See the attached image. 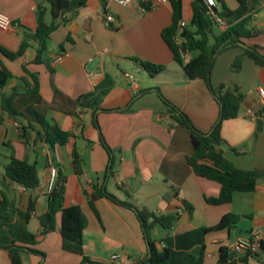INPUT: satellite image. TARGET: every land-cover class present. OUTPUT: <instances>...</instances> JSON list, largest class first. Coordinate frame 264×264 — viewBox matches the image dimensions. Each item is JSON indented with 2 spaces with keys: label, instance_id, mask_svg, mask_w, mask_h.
<instances>
[{
  "label": "crops",
  "instance_id": "obj_1",
  "mask_svg": "<svg viewBox=\"0 0 264 264\" xmlns=\"http://www.w3.org/2000/svg\"><path fill=\"white\" fill-rule=\"evenodd\" d=\"M233 1V6H228L232 10L238 7L237 1ZM41 3L46 21L50 10L44 6V0H0V13L13 22L10 30L0 29V46L16 52L26 35L36 32ZM168 3L150 11H144L139 2L127 8L116 4L107 6L104 0L79 4L74 13L64 16L67 23L51 34L44 63L28 66L29 71L39 74L40 96L48 104H52L56 91L77 99L93 92L106 75L112 77L114 85L103 100V111L97 116L107 144L120 154L117 162L114 152L115 166L108 177L111 157L101 144L93 111H83L77 117L48 110L50 121L64 131L80 135L77 145L84 158L83 174H76L70 151L61 146L52 148L41 141L38 130H27L29 161L38 167L40 185L28 191L9 180L5 166L10 162L11 151L5 143L20 141L22 123L27 124V121L4 114L0 102V118L3 119L0 147L9 151L5 161H0V208L8 203L17 209L13 220L0 226V264H11L6 248L14 244L38 251L39 254L25 250L24 264H81V256L63 249L61 215L56 217L53 232L44 233L41 223L49 208L53 169L61 170L68 177L65 206H80L83 210L87 219L84 253L98 264H112L111 257L115 254L137 264L149 256L143 228L134 211L106 199L97 200L96 211L92 209L88 195L102 187L139 209L157 215H179L171 230L156 228L152 232L157 246L170 250V258L160 264H183L186 257L199 256L202 250L205 264H218L221 248L229 250L231 260L227 264H264L263 248L256 254L232 251L237 241L249 239L256 232H262L264 238V180L254 192L236 193L229 204L209 205L207 198L217 197L220 185L195 175L187 162V157L195 151L191 136L171 118L167 106L154 91L160 90L204 133L211 131L218 120L219 105L204 81L190 80L163 40V31L172 24V11L166 8ZM221 7L218 3L219 11ZM107 14L115 17L111 27L104 23ZM253 25L261 31L260 35L244 43L263 47L264 1ZM32 46L14 61L1 56L13 78L0 89V96L1 92L19 89L21 108L36 103L33 96L24 94L25 81H31L24 66L37 55V43L33 41ZM244 49L241 46L218 56L215 65L223 63L230 67L236 59H241L243 67L233 76H219L218 69H214L212 84L214 87L222 84L226 90L227 83L232 82L228 87L237 86L246 99L256 96L261 100L264 67L246 56ZM59 57L63 59L57 61ZM135 60L163 66L165 70L151 77ZM131 73L138 74L139 78ZM145 90L153 91L141 95ZM257 128L256 117L244 103L237 118L223 123L222 136L227 143L225 156L241 170L264 172V126L261 132ZM112 180L114 185H111ZM184 201L194 208L192 214L185 209ZM228 214L241 217L240 223L236 227L215 230Z\"/></svg>",
  "mask_w": 264,
  "mask_h": 264
},
{
  "label": "trees",
  "instance_id": "obj_2",
  "mask_svg": "<svg viewBox=\"0 0 264 264\" xmlns=\"http://www.w3.org/2000/svg\"><path fill=\"white\" fill-rule=\"evenodd\" d=\"M88 0H44L50 6L52 22L45 21V9L43 3L39 4L40 20L39 26L34 34H27L16 52L7 50L0 46V89L3 90L12 73L2 63L1 56L14 61L24 56L32 48V42L38 45L37 55L33 62L24 66V71L31 81H25L24 94L33 96L36 103L26 108H21L18 98L21 96L19 89L15 88L10 93L1 92L0 102L3 113L18 121H27L21 126V140L10 141L5 146L11 151L10 162L5 166V175L12 182L22 185L26 190L33 191L40 185L39 172L36 164L30 163L28 149L29 143L25 138V131L38 130L41 141L50 147L61 146L70 151L73 166L77 175L83 174L84 158L78 150L80 135L62 130L56 123L47 117L48 110H59L65 114L79 116L83 111L92 110L94 114L95 128L100 132L102 146L111 157V165L106 177L113 173L115 166L114 151L107 144L98 123V113L103 111L101 105L104 98L114 85L111 76L106 75L104 81L99 84L93 92L71 99L59 91H56L52 104H48L40 96L39 74L29 71L30 64H43L48 53V43L51 34L63 23H67L64 16L74 13L79 4L85 5ZM222 7L219 11L213 8L211 11L204 0H190L191 18L189 23L184 21L183 0H169L172 8V24L166 28L162 37L173 54L174 61L180 65L185 75L190 80L200 79L204 81L208 90L219 103V117L211 129L204 133L192 122L184 111L168 101L160 90L158 93L161 100L167 106L171 118L183 127L191 136L194 146V154L187 157V162L196 176L220 185V193L217 197L207 198V203L212 206H220L232 202L236 193L254 192L261 180H264V172L246 171L237 168L224 153L227 143L222 136L223 123L226 120L235 119L239 116L240 109L246 97L237 86H231L218 92L212 84V73L216 60L221 54L245 45L246 39L256 38L260 32L254 25L256 20L253 16L258 12L264 0H236L238 7L230 9L224 0H216ZM150 11V9H149ZM220 18L224 25H220L216 18ZM245 55L252 59L256 65L264 67V46H247ZM138 62L151 77L162 73L165 67L150 63ZM235 69H242V61L238 59ZM153 90H145L141 95ZM3 122L2 117L0 123ZM39 127L40 129H37ZM68 177L61 170L57 172V178L49 195L48 212L41 218L44 233L53 232L56 229V217L61 215V233L63 237V249L67 252L82 257L81 264H98L85 256L84 253V231L87 227L86 216L80 206H65V194ZM106 199L111 203L126 207L134 211L141 222L144 238L148 244L149 256L139 264H160L170 258V250L159 248L152 237L156 228L166 231L171 230L179 220V215H157L146 209H139L131 202L119 200L109 193L106 188H97L92 195H88L89 204L96 211L95 202ZM185 209L192 214L194 208L187 202H183ZM17 209L5 203L0 208V226L13 220ZM241 217L228 214L225 215L215 230L236 227ZM264 249V243L262 245ZM9 251L11 264H24L22 254L25 250L39 254L38 251L23 246L13 245L6 248ZM231 260L229 250L221 248L218 264H227ZM193 261V263H191ZM183 264H205V252L201 251L199 256H188Z\"/></svg>",
  "mask_w": 264,
  "mask_h": 264
},
{
  "label": "built area",
  "instance_id": "obj_3",
  "mask_svg": "<svg viewBox=\"0 0 264 264\" xmlns=\"http://www.w3.org/2000/svg\"><path fill=\"white\" fill-rule=\"evenodd\" d=\"M109 6V4H116L122 8H127L131 6L132 4H135L137 2L141 3L144 7V11L155 10L161 7L163 4L168 3L169 0H104ZM206 4L208 5L209 9L212 11L213 8H217L218 2L216 0H204ZM254 18L257 19L258 12H255L253 14ZM216 21L220 25H224L223 21L220 18H216ZM115 22V17L113 15L107 14L106 19L104 20V23L107 27H111ZM186 22L182 23V26L185 25ZM13 27L12 20L7 17L6 15L0 13V29L4 31H8ZM63 57H59L57 61H61ZM133 84V79L130 80ZM261 100L264 103V92L260 95ZM57 177V170H52V181L50 184V191H52L54 186V179ZM264 243V238L262 232H256L254 233L249 239H241L237 241L232 246V251L235 254H256L259 253L262 249V245ZM112 264H137L133 263L131 261H126L122 258L121 255L115 254L111 257Z\"/></svg>",
  "mask_w": 264,
  "mask_h": 264
},
{
  "label": "rangeland",
  "instance_id": "obj_4",
  "mask_svg": "<svg viewBox=\"0 0 264 264\" xmlns=\"http://www.w3.org/2000/svg\"><path fill=\"white\" fill-rule=\"evenodd\" d=\"M225 2H226V4L231 8L232 6H233V4H234V1L233 0H224ZM183 5H184V21L185 22H189L190 21V18H191V11H190V0H183ZM44 6L48 9V10H50V6H49V4L48 3H45L44 4ZM166 8L171 12L172 11V8H171V5L168 3V4H166ZM155 12H157V11H153L152 13H155ZM69 15H71V14H69ZM73 15V14H72ZM77 15H73L72 17H76ZM77 18V17H76ZM46 22L48 23V24H50L51 22H52V16H51V14H50V12H48L47 13V15H46ZM226 55V54H225ZM238 59H236L235 61H234V63H232L231 64V66L230 67H228V65H225V64H223V63H219V64H217V65H215V71L218 69V73H219V76H229V75H235L234 73H236V72H240V71H237L236 69H235V63H236V61H237ZM242 61V60H241ZM242 67H243V63H242ZM135 78H139L138 77V74H133V73H131ZM230 85H232V82L230 83H227V88H229L228 86H230ZM222 87H223V85L221 84V85H218V86H215L214 88H215V90L216 91H218V92H220V91H222L223 89H222ZM212 96H213V94H212ZM214 97V96H213ZM214 99L216 100V98L214 97ZM216 102H217V100H216ZM217 104L219 105V103L217 102ZM115 152V155H116V158H117V162L119 161V157H120V154H119V152L118 151H114ZM9 154V151H8V149H6V148H4V147H0V161L2 162L3 160L5 161V155H8ZM113 184V180H112V182H111V185ZM114 185V184H113ZM115 187L116 188H118L116 185H115Z\"/></svg>",
  "mask_w": 264,
  "mask_h": 264
},
{
  "label": "water",
  "instance_id": "obj_5",
  "mask_svg": "<svg viewBox=\"0 0 264 264\" xmlns=\"http://www.w3.org/2000/svg\"><path fill=\"white\" fill-rule=\"evenodd\" d=\"M242 47L246 48V45H241ZM223 89V87H222ZM244 106L249 109L254 116L257 119V130L261 132L263 130L264 126V103L262 100L257 98L256 96H249L247 99L244 101Z\"/></svg>",
  "mask_w": 264,
  "mask_h": 264
}]
</instances>
